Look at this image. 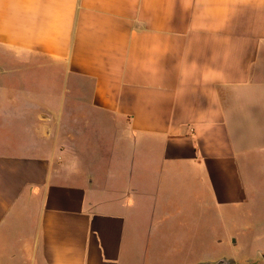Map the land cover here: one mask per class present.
I'll return each mask as SVG.
<instances>
[{"label": "crops", "instance_id": "crops-1", "mask_svg": "<svg viewBox=\"0 0 264 264\" xmlns=\"http://www.w3.org/2000/svg\"><path fill=\"white\" fill-rule=\"evenodd\" d=\"M263 173L264 0H0V264H264Z\"/></svg>", "mask_w": 264, "mask_h": 264}, {"label": "rangeland", "instance_id": "rangeland-1", "mask_svg": "<svg viewBox=\"0 0 264 264\" xmlns=\"http://www.w3.org/2000/svg\"><path fill=\"white\" fill-rule=\"evenodd\" d=\"M257 183L260 184L261 193L264 195V173L258 177ZM262 200H264V197ZM259 214L264 216V208L260 210ZM252 215V213H249L247 219L249 220ZM215 226H217L215 231H217L218 239L222 240L221 243L218 244L217 251H196V253H193L195 251H149V264H184L191 260L189 258H202V256L207 252L211 253L212 258H215L216 256L237 255L238 251H234L236 248L232 247V240H227V232L229 231V227L227 226L225 220H218V223ZM202 241L206 246L213 244V240L210 235L204 231L202 234ZM167 247L176 248L178 247V243H170L167 245ZM212 247L213 246H211V248ZM199 253L201 255H199ZM235 259L236 262L240 263L243 260V256H237ZM144 263H146V261Z\"/></svg>", "mask_w": 264, "mask_h": 264}, {"label": "water", "instance_id": "water-1", "mask_svg": "<svg viewBox=\"0 0 264 264\" xmlns=\"http://www.w3.org/2000/svg\"><path fill=\"white\" fill-rule=\"evenodd\" d=\"M197 264H234V262L231 259L220 258L213 262H202Z\"/></svg>", "mask_w": 264, "mask_h": 264}]
</instances>
